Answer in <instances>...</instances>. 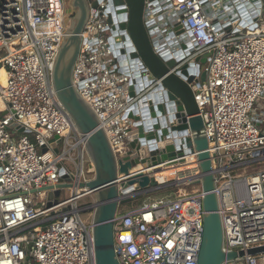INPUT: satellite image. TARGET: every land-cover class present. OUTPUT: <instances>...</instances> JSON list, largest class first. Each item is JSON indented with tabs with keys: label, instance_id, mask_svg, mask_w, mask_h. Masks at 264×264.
Here are the masks:
<instances>
[{
	"label": "built area",
	"instance_id": "built-area-1",
	"mask_svg": "<svg viewBox=\"0 0 264 264\" xmlns=\"http://www.w3.org/2000/svg\"><path fill=\"white\" fill-rule=\"evenodd\" d=\"M93 1L72 81L118 157L132 141L131 108L152 87L129 96L133 72L121 70L116 60L110 0H99L97 7ZM68 2L0 0V69L6 68L7 77L0 86V264H96V199L79 206L95 198V191L86 186L92 180L87 177L89 135L78 131L53 86L71 17ZM244 2L146 0L145 7V23L157 43L154 50L185 54L175 70L210 54L203 69L206 81L192 88L216 176L223 248L238 254L224 264H264V253L248 254L264 246V168L232 174L264 163V0L257 21L255 10H250L253 22L245 26L247 20L238 13ZM174 28L179 34L170 37ZM55 136L61 138L59 152L51 145ZM43 148L48 151L43 153ZM189 157L195 168L182 179L186 185L201 175L197 154L185 156V161L178 158L175 165L187 167ZM159 184V190L181 185ZM63 185L67 187H59ZM199 186L192 193L181 191L174 199L145 202L117 214L114 248L119 264H199L207 214L206 193ZM63 189L69 191L66 199L50 200L53 190L60 196ZM87 211H92L89 222L82 218Z\"/></svg>",
	"mask_w": 264,
	"mask_h": 264
},
{
	"label": "water",
	"instance_id": "water-1",
	"mask_svg": "<svg viewBox=\"0 0 264 264\" xmlns=\"http://www.w3.org/2000/svg\"><path fill=\"white\" fill-rule=\"evenodd\" d=\"M98 1L94 0L92 6L97 7ZM243 1L238 13L247 20L242 22L245 26L253 22L249 18L250 10H255L253 18L257 21L262 2ZM71 5L74 11L67 21V36L56 60L53 86L78 131L89 135L86 148L91 160L89 173L94 178L86 186L95 191L93 234L96 264H119L114 248V219L120 207L133 202L138 196L163 188L155 176L160 166L176 164L178 158L185 161L184 157L191 154H197L201 171L200 179L195 184L202 185L206 193L204 207L207 214L199 264H224L236 259V252L226 253L223 248L224 230L219 198L215 192L216 176L213 174L205 124L192 88L193 84L200 87L206 81L207 72L203 66L210 54L175 70L185 54L183 50L174 55L169 51L158 54L154 50L157 43L152 42L148 24L145 23L146 0L109 1V11L112 12L109 22L115 23L112 41L119 49L115 51L116 60L121 70L133 72L135 85L130 87L129 96L136 97L152 87L131 108L129 117L135 122V129L129 133L132 141L129 150L117 157L105 131L99 128L97 115L73 85V69L90 8L88 0H71ZM175 34H179L178 28L170 32V37ZM182 47L185 48V45ZM147 73L149 76H144ZM60 143L59 136L51 140L55 152H59ZM47 151V148H43V153ZM137 165H141L142 169L134 171ZM183 182L173 180L175 184ZM263 253L264 246L248 251L249 255ZM244 255V252H240V256Z\"/></svg>",
	"mask_w": 264,
	"mask_h": 264
},
{
	"label": "rangeland",
	"instance_id": "rangeland-1",
	"mask_svg": "<svg viewBox=\"0 0 264 264\" xmlns=\"http://www.w3.org/2000/svg\"><path fill=\"white\" fill-rule=\"evenodd\" d=\"M89 3L92 1V0H88ZM68 15H71L74 11V8L73 6L71 5V1L68 2ZM71 18V17H70ZM205 68V66H203V69ZM6 70V68H5ZM22 134L21 133H18V136H21ZM89 157L87 156V161H89ZM264 168V163H256L255 165H252V166H248V167H242V168H238L236 170H233L232 171V174L233 175H247V174H252L254 172H257L261 169ZM87 177L88 179H92L94 178V175L93 174H90L89 171H88V166H87ZM200 186L199 185H196V184H189V185H186V184H181V185H178V186H170V187H167V188H164L162 190H159V191H156V192H153V193H150L149 196H147V194H145V198L143 199H139L138 197H136L133 202L129 203V204H126V205H123L120 207L119 209V212L118 214L119 215H122L124 214L125 212H127L128 210L131 209V207H140L143 203L145 202H150V201H153V200H158V199H174L176 197V195L178 193H180L181 191L184 192V191H187L189 193H192L194 191H196ZM68 190L67 189H63L61 191V195L58 196V200L59 201H62L64 199H66L68 197ZM32 197L34 199H36V201L38 202L37 198H36V193H34L32 195ZM39 199H41L39 197ZM95 198L93 197H89L83 201H81L79 203V206H84L86 204H92L94 202ZM45 201V196H42V199H41V202H44ZM39 205H40V202H38ZM92 213V211H87V212H83V216L82 218L89 222L90 219H91V215L90 214Z\"/></svg>",
	"mask_w": 264,
	"mask_h": 264
},
{
	"label": "bare ground",
	"instance_id": "bare-ground-1",
	"mask_svg": "<svg viewBox=\"0 0 264 264\" xmlns=\"http://www.w3.org/2000/svg\"><path fill=\"white\" fill-rule=\"evenodd\" d=\"M69 4V3H68ZM6 81H7V77H6V71L4 68L0 69V86H5L6 85ZM189 165H187V167H183L180 165H175V164H171L168 165L166 167H164L163 169H159V171L156 173V180L160 183H165V182H170L173 180H182L184 178H186L187 176H190L194 173V164L192 161L193 159L191 157H189ZM142 166L141 165H137L136 169L134 171H138L141 170ZM59 191L58 190H53L50 193V200H53L54 197L56 196V194H58Z\"/></svg>",
	"mask_w": 264,
	"mask_h": 264
},
{
	"label": "trees",
	"instance_id": "trees-1",
	"mask_svg": "<svg viewBox=\"0 0 264 264\" xmlns=\"http://www.w3.org/2000/svg\"><path fill=\"white\" fill-rule=\"evenodd\" d=\"M150 194H147V196H149ZM139 199H143V198H145V196L144 195H141V196H139L138 197Z\"/></svg>",
	"mask_w": 264,
	"mask_h": 264
},
{
	"label": "flooded vegetation",
	"instance_id": "flooded-vegetation-1",
	"mask_svg": "<svg viewBox=\"0 0 264 264\" xmlns=\"http://www.w3.org/2000/svg\"><path fill=\"white\" fill-rule=\"evenodd\" d=\"M71 1V0H70Z\"/></svg>",
	"mask_w": 264,
	"mask_h": 264
}]
</instances>
